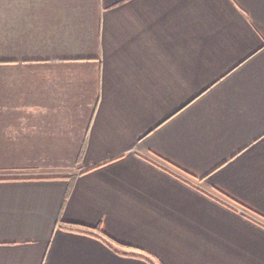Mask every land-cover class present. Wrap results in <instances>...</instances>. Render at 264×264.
Listing matches in <instances>:
<instances>
[{
	"label": "crops",
	"instance_id": "crops-1",
	"mask_svg": "<svg viewBox=\"0 0 264 264\" xmlns=\"http://www.w3.org/2000/svg\"><path fill=\"white\" fill-rule=\"evenodd\" d=\"M0 264H264V0H0Z\"/></svg>",
	"mask_w": 264,
	"mask_h": 264
},
{
	"label": "trees",
	"instance_id": "trees-1",
	"mask_svg": "<svg viewBox=\"0 0 264 264\" xmlns=\"http://www.w3.org/2000/svg\"><path fill=\"white\" fill-rule=\"evenodd\" d=\"M63 223H64L63 226L66 229L97 236L110 245H112V243L114 242V239L108 236L99 226H92L83 223H74V222H66V221H64Z\"/></svg>",
	"mask_w": 264,
	"mask_h": 264
},
{
	"label": "rangeland",
	"instance_id": "rangeland-1",
	"mask_svg": "<svg viewBox=\"0 0 264 264\" xmlns=\"http://www.w3.org/2000/svg\"><path fill=\"white\" fill-rule=\"evenodd\" d=\"M87 1H89V0H87Z\"/></svg>",
	"mask_w": 264,
	"mask_h": 264
}]
</instances>
